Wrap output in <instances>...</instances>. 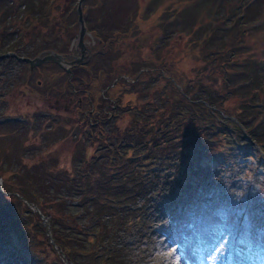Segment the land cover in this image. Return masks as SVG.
Wrapping results in <instances>:
<instances>
[{
  "label": "rangeland",
  "instance_id": "1",
  "mask_svg": "<svg viewBox=\"0 0 264 264\" xmlns=\"http://www.w3.org/2000/svg\"><path fill=\"white\" fill-rule=\"evenodd\" d=\"M32 3L42 6V15H45L43 12L49 6L47 14L51 20L40 21L42 16H33L32 23L27 24L26 29H22L20 33L19 28L24 27L20 23L21 18L27 15V6L21 0H0V47L4 45V33L13 32L5 41H8L7 45H11L15 43L16 35L28 31L30 34L27 32L28 35L26 33L25 36L31 41L21 44L24 50H20L23 55L26 51H34L29 56L32 58L44 49L57 50L58 45L69 47L73 41L70 42V38L76 33L78 38L74 40L70 53L79 55L81 59L83 56L79 43L82 25L77 10L79 0L75 6V0H32ZM8 6L14 9L10 13L15 17L13 24L8 21L13 22L14 19L7 18L4 10ZM82 9L87 28L84 37L87 49L83 58L86 61L93 53L87 62L89 67H93V80L82 70L84 65L73 68V75H69L65 69L52 63L34 67L31 71L26 63H14L8 61V57L0 59V208L4 207L3 210L6 211H0V222L5 224L4 227L0 226V241L18 244L15 241L16 233L19 232L17 227L20 224L27 228L29 226V230L33 232L31 244L34 246L37 240V251L42 253V259L50 255V264L54 260H59V264L65 263L62 253L53 254L49 248V245L58 248L53 243L51 218L56 221V232L62 229L64 235L68 236L74 230L83 235V246L93 248L97 244L96 236L100 227L93 229L91 223L84 221L90 213H85L83 218L77 212L83 210L85 201L82 197L85 190L81 179L85 152L90 159L103 155L99 160H107L108 154L103 148L109 141L100 138L99 129L102 128L103 136H106L110 128L109 122L119 114L123 117L112 123L123 128V123L129 121L131 110L138 103L151 102L150 97H154L156 92L159 93L156 97L168 96L171 74L180 78L177 79L184 84L186 92L192 89L189 85L203 76L202 82H197L196 90L191 93L206 98L213 81L204 71L207 51L204 34L211 32L210 28L215 24L219 29L214 39L222 40L224 36L221 35L223 32L220 27L228 17L234 21L239 12L235 0H84ZM53 15L57 18L53 19ZM243 28L241 26L239 29L235 25L231 31L232 34H239L240 41L232 43L226 50L225 59L230 62L242 58L243 50L240 47L249 51L252 49L249 52L252 55L263 54L264 25L259 28L261 30L257 35L249 34L250 25ZM63 31L69 33L67 39L54 37L53 32ZM40 32H45L47 42L45 38L41 41L38 36ZM100 39L104 41L102 44H99ZM152 72L161 74L159 76ZM136 73L144 75L139 84L135 82L138 79ZM214 87L218 90L220 84ZM199 88L207 91L200 92ZM69 89L75 90L73 96L68 94ZM168 98L175 101L171 94ZM182 104L185 105V102L182 101ZM62 105L69 109H62L59 113L55 110L54 113L59 118L49 119L54 115L49 110L52 107L61 108ZM225 107L231 112V118L237 120L236 110L243 106L233 97L226 101ZM212 109L217 110L215 106ZM109 115L112 118H107ZM243 132L244 137L249 139L248 134L244 130ZM230 134L234 137V145L219 146L211 152H203V159L209 164L198 180L201 189L207 194L202 195V201L193 206L198 208L199 215L182 222L173 232L175 236L178 232L180 237L192 234L184 247L175 252L172 247L176 242L171 243L165 239L166 249L159 250L158 255V258L167 259L165 264H264V166H261L264 165V159L261 158L264 155L254 141L253 148L240 146L238 136L233 132ZM231 150H236L235 157L230 156ZM255 152L256 158L249 159L251 155L248 154ZM237 162L248 176L236 172ZM24 176H29V182L36 184L35 193L45 197L41 204L46 214L38 204L29 201L31 197L26 192V197L20 198L30 206L29 210L24 209L19 199L13 197L14 193H5V187L12 189V192L14 187H23L24 191L32 192L30 183L26 182L25 186ZM121 178L122 176L116 178V181H124ZM68 179L75 181V186L70 189L66 182ZM183 194L191 193L187 189ZM191 198V195L178 197L175 208H170L167 201L165 204L158 202L156 198L145 200L146 207H150L147 212L152 215L159 235L163 236L165 233L162 231L169 229L168 221L176 210L179 213L188 210L186 206ZM177 202H180L179 207ZM202 202L204 204L201 206ZM14 208L23 212L16 223L12 219L16 216ZM34 213L40 218L35 217ZM60 214H77L76 219L81 222V227L77 225L74 229L70 228ZM48 222L52 237L47 232L46 239L44 231ZM192 223L197 225L193 233L183 231L184 227L188 228ZM86 230L88 233H85ZM110 236L114 245L117 242L120 245H132V254L127 256H131L136 264H156L149 251L141 253V243L150 238L146 231L141 232L138 228L113 230ZM19 247L23 248L20 244ZM135 248L139 250L135 252ZM5 249L9 253L0 255V264H18V260L11 255V251L15 252L11 250V245H7ZM23 251L27 258L31 256L29 251ZM171 251L174 252L172 258L169 254ZM82 252L81 258L88 256L87 250ZM107 256L105 247H98L94 259L97 264H105ZM29 259L30 263L34 260L32 257Z\"/></svg>",
  "mask_w": 264,
  "mask_h": 264
},
{
  "label": "trees",
  "instance_id": "2",
  "mask_svg": "<svg viewBox=\"0 0 264 264\" xmlns=\"http://www.w3.org/2000/svg\"><path fill=\"white\" fill-rule=\"evenodd\" d=\"M21 2L27 6V15L24 16L26 20L22 24H25L26 21L29 24L33 16H42L40 21L47 18L49 6L43 12L45 15H42V13L40 14L41 5L32 3V0H21ZM76 2L77 0H75ZM235 2L239 12L234 21L228 17L226 22L220 27L221 32H223L221 33L224 36L223 39L219 41L214 39V36L217 35L216 31L219 29L218 25L215 24L210 28L211 32L204 34L206 35V45L204 46H206L207 50L204 58L206 62L204 71L208 73V76L213 81L211 90L207 93L206 98H200L191 93V91L196 90L197 82H202L203 76H199V80L197 79L196 83L189 85V88L192 89L186 92L184 91V84L179 81L180 78L171 74L169 78L171 90L168 91V96L156 97V95H159L156 92L154 97H150L151 102L147 104L145 102V104L138 103L131 110L129 121L125 122V124L123 123L124 129L112 123L123 117L121 114L116 115V118L109 122L110 128L107 130L106 136H103L104 130L102 128L99 129L100 138H105L106 141H109V144L103 148L106 149L108 154L106 155L107 160H99L103 155L90 159L88 153L85 152L84 173L81 175L82 187L85 190L82 197L85 201L83 210L77 212L82 217L85 213H90L84 221L91 223L90 225L93 229L100 227L99 231H97V236L95 234L98 237L97 244L93 248L83 246L82 243L85 241L82 239L83 235L74 230H71L73 236H65L62 229L56 232V221L50 217L53 239L58 248L52 245H49V248L53 254H59V252L63 254L64 264H67L66 262L69 264H97L94 258L98 247H105V251L108 254L105 264H136L132 261L131 256H127L129 253L132 254L130 249L132 245H120L118 242L114 245V242L110 240V234L113 233V230L133 228H138L141 232L146 231L150 234V238L141 243V253L149 251L152 260L156 261V264H165L166 258H158L159 250L166 249V240L171 243L176 242V245L172 247L175 252L177 250L180 251L184 247L185 242L191 238L192 234L191 236L180 237L178 232L176 236L173 232L176 231V228L182 222L199 215L198 208L193 206L196 205V202L202 201V195L207 194L204 189H201L202 186L198 180L209 164L204 161L203 152H211L219 146L231 147L234 145V137L230 133L233 132L238 136L240 146L246 145L247 148H253L252 141H254L260 147L261 154L264 155V50L263 54L252 55L249 54L252 49L249 51L247 48L240 47V50H243L241 52L242 58L239 57L231 62L225 59L226 50L232 46L231 44L239 43L240 41L239 34L235 32L232 34L231 32L235 25L239 29L241 26L243 28L250 25L249 34L251 35H257L259 30L263 29V27L259 28L264 25V0H235ZM232 8L233 5L231 10ZM4 10L7 12V18L14 19L13 22L8 21L13 24L15 17L10 14L14 10L13 7L8 6ZM21 19L23 21V17ZM19 30L20 32L22 31L20 28ZM243 31L246 32V30ZM12 34L13 32L4 33V45L0 47L1 53L6 50L5 53H21L20 49L14 46V43L11 44V47L6 46L8 41L5 44L7 36L10 38ZM15 37V42L22 40L21 34ZM33 53L34 51H28L24 55L30 56ZM87 67L89 71H86V74L90 77L93 73V67ZM152 74L160 76L161 72H152ZM157 75L156 77H158ZM143 76L142 74L139 76L136 73L138 79L135 82L141 83ZM164 77L166 78V76ZM145 80H147L146 77ZM88 84L90 85L91 83ZM217 84H220V89L218 90L214 87ZM202 88L204 89V87ZM202 88L198 90L200 92L207 91L206 89L202 91ZM170 94L172 98H175V101L168 98ZM233 97H236L243 106L236 110L237 115L235 117L237 120L231 118V112L225 107L226 101ZM182 101L185 102V105L182 104ZM213 106L217 110H213ZM242 129L246 132L245 134H248L249 139L244 137ZM231 151L230 156H234V151L236 150ZM249 152L251 153L252 150H249ZM260 152L258 151V153ZM215 153L213 154L217 156ZM248 155H251L249 159L256 158V152ZM234 157L232 158L233 160L235 159ZM261 158L264 159V157ZM235 165H238L236 172L239 175L248 176L245 175L244 168L240 166V163L237 162ZM120 176L123 178L121 180L124 181L119 183L116 178ZM256 178H258L257 174ZM23 180L25 186L27 185L26 182L32 185V192L24 191L23 187H14V192H12V189L5 187V193H14L13 197L19 199L24 209L29 210L30 206L20 198L21 196L26 197L24 194L26 192L31 197L29 201L33 204H38L44 213V206L41 202L44 201L45 197L35 193L36 184L29 182V176H24ZM66 182L69 184V189L71 186H75L73 184L75 181L71 179ZM187 189L190 190L191 194H183ZM183 195L192 196L186 206L188 210L186 212L181 211V213L176 210L168 221L169 229L162 231V233H165L163 236L159 235V229L156 228L152 215L147 212L150 207H146L144 204L145 200L156 198L158 202L165 204L167 201L170 208H175V201ZM203 204L204 202L200 205L202 206ZM178 205H180V202H177ZM3 208H0V211H4ZM189 208L193 209L189 210ZM155 210H158V208ZM13 212L16 216L12 219L16 223L23 212L21 211L20 213L16 208H14ZM77 214H60V216H63V220L66 221L70 228L74 229L77 225L81 227V222L76 219ZM34 215L38 219L40 218L38 214L34 213ZM2 225L4 227L5 224L0 222V226ZM196 226V223H192L188 228L184 227V229H181L185 232L193 233ZM29 228V226L27 228L23 224L17 227L19 232L16 233L15 241L18 244L12 245L9 242L0 241V255L5 252L9 253L5 247L11 245V250L15 251H11V255L18 260V264H50L49 258L51 256L49 255L42 259V253L37 251L35 244L37 240L34 246L31 244L33 232ZM85 233H88L87 230ZM44 235L47 239V229L44 231ZM19 244L23 248L19 247ZM95 248L97 249L96 251ZM23 249L31 253L30 257L34 259L32 263H30V257L27 258L25 256ZM82 250H87V257H80L83 253ZM134 250L136 252L139 248ZM169 254L172 258L174 252L171 251ZM59 262V260H54L53 264H59Z\"/></svg>",
  "mask_w": 264,
  "mask_h": 264
},
{
  "label": "flooded vegetation",
  "instance_id": "3",
  "mask_svg": "<svg viewBox=\"0 0 264 264\" xmlns=\"http://www.w3.org/2000/svg\"><path fill=\"white\" fill-rule=\"evenodd\" d=\"M51 1H53V0H51ZM55 1V0H54ZM59 2V1H58ZM67 13H70L69 11L67 12ZM53 17H54V15H53ZM55 18H57V17H54L53 19H55ZM25 18L23 17V21L21 20V24L22 23H24L25 22ZM31 20V19H30ZM32 20H34V19H32ZM32 20H31V22L30 23H32ZM43 20H48V21H50L51 19H50V17H49V14L47 15V18H45V19H43ZM42 21V20H41ZM52 22H53V20H52ZM27 23H28V21H26V23L25 24H23L24 25V27H22V28H20V29H23V30H25L26 29V26H27ZM22 30V31H23ZM28 31H26V32H24L23 34H22V40L21 41H19V42H15L14 43V45L15 46H17V48H19V49H21V50H24V49H22L21 48V44H24L25 42H28V43H30V41H31V39L29 38V40L27 39V37L25 36L26 35V33H27ZM29 33V32H28ZM28 33H27V35H28ZM54 33V37H56V38H59V37H61V40H63V39H67V34H69L68 32H66V31H63V32H53ZM30 34V33H29ZM24 35V36H23ZM39 37H41V41L45 38V36H46V34H45V32H40L39 33V35H38ZM72 37V36H71ZM77 36H76V33H73V37L72 38H70V42H71V44H70V46L69 47H65V46H59L58 45V47L59 48H57V50L56 49H44V50H41V51H39L38 53H37V55L36 56H38V55H44L43 53H49V52H57V53H59V54H62L63 56H65V58L68 60V61H74L75 62V60L76 59H79L80 58V56L78 55V56H75V54L73 55V54H71L70 52H72V49H73V45H74V40H75V38H76ZM46 39V38H45ZM52 39V38H51ZM48 40L46 39V42H47ZM102 41H103V39H100V42H99V44H102ZM104 42V41H103ZM5 44H6V42H5ZM105 44V43H104ZM103 44V45H104ZM11 47V45H7V47ZM23 48H25V47H23ZM68 49V50H67ZM87 49V48H86ZM86 49H85V51H86ZM21 50H20V52H21ZM91 51V50H90ZM89 51V52H90ZM26 52H28V51H26ZM16 55L15 56H12V57H8V61L10 60V61H12V62H14V63H17V62H23V63H26V64H28L29 65V67H30V64L28 63V62H26V61H24V59L23 58H25V57H27V58H30L29 56H26V55H23V53L21 54V53H19V52H16L15 53ZM85 54H86V52L85 53H83L82 52V54H81V56H85ZM93 54V53H92ZM92 54H91V56H92ZM36 56H34V57H36ZM91 56L89 57V58H87L86 59V61H85V59L81 62V63H75V65H73L72 66V71H73V68H75V67H77V66H79V67H82L83 65V67H82V69H84L85 70V72L86 71H89V69L87 68V62H88V60L91 58ZM33 58V57H32ZM2 59V58H1ZM4 59V58H3ZM1 61H3V60H1ZM48 63H52V64H56L57 66H60L59 64H57V63H55V62H48ZM48 63H44V64H42V65H45V64H48ZM42 65H40V66H42ZM40 66H38V67H40ZM61 67V66H60ZM30 70L31 71H33L34 70V68L33 69H31V67H30ZM68 74L70 75V73L68 72ZM71 78V77H70ZM39 82H41V80H39ZM70 84H71V82H69ZM74 84V83H73ZM72 84V85H73ZM88 84V83H87ZM70 90V92L68 93V94H70V95H72L73 96V94L75 93V90H73V89H69ZM63 92V91H62ZM63 94H65L64 92H63ZM62 94V95H63ZM48 97V96H47ZM68 110L69 108H67V106H63L62 105V107L61 108H55V107H52V109L51 110H49V111H51L52 112V115L53 116H51L49 119H58L59 118V116H57V114L56 113H54L55 112V110L57 111L58 110V112L57 113H59L61 110ZM45 111H47V110H45ZM111 115V114H110ZM108 116L107 118H112L111 116ZM101 119H102V117H101Z\"/></svg>",
  "mask_w": 264,
  "mask_h": 264
},
{
  "label": "water",
  "instance_id": "4",
  "mask_svg": "<svg viewBox=\"0 0 264 264\" xmlns=\"http://www.w3.org/2000/svg\"><path fill=\"white\" fill-rule=\"evenodd\" d=\"M84 0H80V4H79V20L80 23L82 25L81 28V32H80V47L82 48V52L85 53V49H86V45L84 42V37L87 33V28L84 24V17H83V9H82V3ZM1 57V56H0ZM85 57V56H83ZM81 58V59H76L75 62L74 61H68L65 56H63L62 54H59L57 52H49V53H45L43 56L39 55L37 57H33V58H23L24 61L28 62L30 64L31 69H33L34 67H38L44 63H48V62H55L57 64H59L62 68H64L67 72H69L71 75H73L72 72V66L75 65V63H81L85 58ZM36 210L39 212V214L42 216V218H44V215L41 213V211L39 210L38 207H36ZM50 223L48 222L47 225V232L49 234V236L52 237V232L50 230ZM53 243H55V241H53Z\"/></svg>",
  "mask_w": 264,
  "mask_h": 264
}]
</instances>
